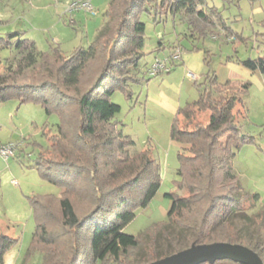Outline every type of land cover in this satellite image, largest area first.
I'll return each instance as SVG.
<instances>
[{"label":"trees","instance_id":"trees-1","mask_svg":"<svg viewBox=\"0 0 264 264\" xmlns=\"http://www.w3.org/2000/svg\"><path fill=\"white\" fill-rule=\"evenodd\" d=\"M142 11L152 14L154 21L168 13L178 15L188 22L189 35L195 39L210 34L214 20L220 19L216 8L206 7L204 0H109L105 21L93 41L70 54L57 46L38 50L34 40L24 37L23 30L0 35V50L12 49L3 63L0 59V102L9 98L38 102L46 113L59 116L57 132L46 133L48 147L34 166L44 180L63 189L58 195L28 197L36 224L22 264L35 250L42 254L40 264H116L121 254L139 244L138 235L126 232L124 226L135 216L134 208L145 206L155 194L160 167L150 151L138 149L113 119L120 105L110 96L114 89L124 90L127 82L139 80L135 71L144 54ZM260 23L259 34L264 35V17ZM164 47L159 43L154 49ZM177 50L182 51L179 42L169 47L167 56L171 58ZM92 62L96 63L93 75L81 88V78ZM237 62L264 72V54ZM194 83L198 96L178 107L170 126L171 139L182 145L176 170L180 193H165L172 199L167 222L181 230L191 229L190 243L236 242L240 236L235 227L229 226L221 236L212 231L228 215L253 207L258 199L257 193L243 188L233 168L236 151L254 138L242 133L240 127V119L247 116L244 96L248 85L230 78L218 82L210 70L203 81ZM72 105L76 106L77 120L70 127L67 118ZM76 193L87 197L82 213L75 207ZM55 201L62 230L53 232L44 220L51 216ZM260 214L264 221V208ZM165 223L151 226L153 240L168 230ZM15 241L0 232V264ZM169 243L172 248L164 255L180 249L173 239ZM258 243L255 240L251 248L258 250ZM157 257L154 254L146 262ZM222 261L243 264L227 258L203 263Z\"/></svg>","mask_w":264,"mask_h":264},{"label":"rangeland","instance_id":"rangeland-1","mask_svg":"<svg viewBox=\"0 0 264 264\" xmlns=\"http://www.w3.org/2000/svg\"><path fill=\"white\" fill-rule=\"evenodd\" d=\"M72 1L0 0V35L23 29L24 37L34 40L38 50L57 46L64 54H70L78 46H87L105 21L104 12L109 0H87L91 4L90 10L81 7L68 10ZM204 2L206 7H215L225 24L229 25L230 39L210 38L209 34L200 39L191 38L188 22L178 15L168 13L154 21L152 14L142 11L139 18L145 23L144 54L135 71L139 80L127 82L124 90L114 89L110 96L120 105L113 119L134 140L138 149L150 151L160 167V184L155 194L145 206L134 208L135 216L124 226L126 232L138 235L139 244L121 254L116 264H145L154 254L163 256L171 250L170 239L178 248L188 246L192 239L191 229L181 230L177 224L167 222L172 199L165 193H180L176 187L179 180L176 170L177 152L182 145L171 139L170 126L177 108L198 96L194 81H203L208 70L215 73L218 82L230 78L248 85L244 96L247 116L240 119V127L242 133L254 138L253 142L243 144L236 151L233 168L243 188L258 194L256 205L231 213L212 232L221 236L229 226L235 227L240 236L236 242L249 247L255 240L259 242L256 251L264 262V221L260 214V209L264 208V72L250 70L237 63L239 59L264 54V35L259 34L262 31L260 21L264 17V0ZM214 30L210 34H216ZM176 42L182 46L181 52H188L191 65L184 69L180 63L169 72L147 74L146 67L154 57L167 56L169 47ZM159 43L165 47L157 51L154 48ZM11 50H0L1 63L11 55ZM92 63L91 68H85L79 84L81 88L93 75L96 63ZM106 82V85L110 83L109 80ZM76 120V106L72 105L67 118L69 126L73 127ZM58 122L57 113H46L38 102H19L16 98L0 102V142L19 143L14 155L7 159L0 155V232L16 239L4 253V264H22L30 246L36 221L28 197L48 193L58 195L63 189L44 180L34 166L39 154L48 147L46 133H56ZM75 196L76 210L82 213L87 206V197L79 193ZM44 221L49 230H62L57 201L53 204L51 216ZM165 221L168 230L157 234L153 240L151 226ZM144 231L147 232L145 235ZM25 261L26 264H40L42 254L35 250Z\"/></svg>","mask_w":264,"mask_h":264},{"label":"water","instance_id":"water-1","mask_svg":"<svg viewBox=\"0 0 264 264\" xmlns=\"http://www.w3.org/2000/svg\"><path fill=\"white\" fill-rule=\"evenodd\" d=\"M230 259L243 264H264L261 256L249 246L239 242L215 240L192 242L172 253L157 257L145 264H199Z\"/></svg>","mask_w":264,"mask_h":264},{"label":"built area","instance_id":"built-area-1","mask_svg":"<svg viewBox=\"0 0 264 264\" xmlns=\"http://www.w3.org/2000/svg\"><path fill=\"white\" fill-rule=\"evenodd\" d=\"M87 8L90 10L91 4L87 0H73L69 5H68V10H73L74 8ZM213 36H216L213 34ZM230 39V37H226ZM181 55V51L177 50L171 58L168 56L165 57H158L155 56L151 64H149L146 67V72L149 75H155L163 71H168L170 69L171 63L169 59H172L173 61L179 59ZM192 76L193 73H190ZM19 143H15L13 141H8L5 143L0 142V155L4 158H8L10 155H14L17 146Z\"/></svg>","mask_w":264,"mask_h":264},{"label":"crops","instance_id":"crops-1","mask_svg":"<svg viewBox=\"0 0 264 264\" xmlns=\"http://www.w3.org/2000/svg\"><path fill=\"white\" fill-rule=\"evenodd\" d=\"M219 17H220L219 20L218 19L217 20H214V24L212 26V29H215L214 31H216V34H214L216 36H213V34H211V35L209 34V35H210V38L222 37L223 40H226L227 41L229 39L226 38V37H231V36H229V31H230L229 30V25H226L225 24V22L222 20V18H221L220 15H219ZM102 24H101V26H102ZM16 30H23V29H16ZM23 31L25 32V30H23ZM180 63H182L184 65V69H186L187 66H190L191 65L190 64V58L188 57V52H184V53L181 52V55H180L179 59H177V61L175 60L174 61V64H171L170 69L168 71H165V72L171 71L175 67V65L180 64ZM237 63H239V62H237Z\"/></svg>","mask_w":264,"mask_h":264}]
</instances>
